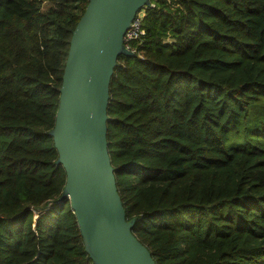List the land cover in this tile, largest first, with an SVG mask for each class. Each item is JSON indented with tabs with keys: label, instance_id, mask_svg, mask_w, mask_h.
Masks as SVG:
<instances>
[{
	"label": "trees",
	"instance_id": "trees-1",
	"mask_svg": "<svg viewBox=\"0 0 264 264\" xmlns=\"http://www.w3.org/2000/svg\"><path fill=\"white\" fill-rule=\"evenodd\" d=\"M151 1L107 106L132 232L155 264H264V0ZM87 3L0 0V264H94L49 134Z\"/></svg>",
	"mask_w": 264,
	"mask_h": 264
},
{
	"label": "water",
	"instance_id": "water-1",
	"mask_svg": "<svg viewBox=\"0 0 264 264\" xmlns=\"http://www.w3.org/2000/svg\"><path fill=\"white\" fill-rule=\"evenodd\" d=\"M151 0H88L72 31L49 130L66 172L58 200H69L94 264H155L133 234L107 148L109 84L120 54L135 56L124 34Z\"/></svg>",
	"mask_w": 264,
	"mask_h": 264
},
{
	"label": "built area",
	"instance_id": "built-area-1",
	"mask_svg": "<svg viewBox=\"0 0 264 264\" xmlns=\"http://www.w3.org/2000/svg\"><path fill=\"white\" fill-rule=\"evenodd\" d=\"M153 5L154 3L150 1L149 6H153ZM143 16H144V7H142L136 12L134 19L132 20L130 26L128 27V29L124 34V44L128 49L132 51H134V49L131 47V42L133 40L140 38L144 33V28L142 27Z\"/></svg>",
	"mask_w": 264,
	"mask_h": 264
},
{
	"label": "rangeland",
	"instance_id": "rangeland-1",
	"mask_svg": "<svg viewBox=\"0 0 264 264\" xmlns=\"http://www.w3.org/2000/svg\"><path fill=\"white\" fill-rule=\"evenodd\" d=\"M241 134H242V132H240V131L235 132L232 136V140L233 141H241L242 140Z\"/></svg>",
	"mask_w": 264,
	"mask_h": 264
}]
</instances>
